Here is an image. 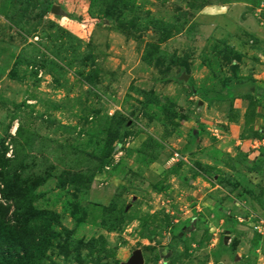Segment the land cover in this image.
<instances>
[{"label":"rangeland","instance_id":"obj_1","mask_svg":"<svg viewBox=\"0 0 264 264\" xmlns=\"http://www.w3.org/2000/svg\"><path fill=\"white\" fill-rule=\"evenodd\" d=\"M138 251L264 264V0H0V264Z\"/></svg>","mask_w":264,"mask_h":264},{"label":"water","instance_id":"obj_2","mask_svg":"<svg viewBox=\"0 0 264 264\" xmlns=\"http://www.w3.org/2000/svg\"><path fill=\"white\" fill-rule=\"evenodd\" d=\"M53 11H56V9H54ZM143 263H144V257L140 251L136 252L128 262V264H143Z\"/></svg>","mask_w":264,"mask_h":264}]
</instances>
